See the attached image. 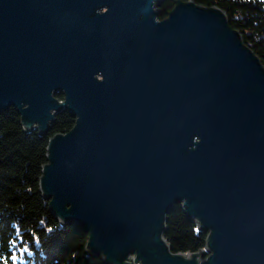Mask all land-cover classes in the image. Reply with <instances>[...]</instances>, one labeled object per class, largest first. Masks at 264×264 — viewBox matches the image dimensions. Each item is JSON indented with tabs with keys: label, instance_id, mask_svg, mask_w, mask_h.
<instances>
[{
	"label": "water",
	"instance_id": "water-1",
	"mask_svg": "<svg viewBox=\"0 0 264 264\" xmlns=\"http://www.w3.org/2000/svg\"><path fill=\"white\" fill-rule=\"evenodd\" d=\"M0 0V114L48 139L35 180L102 264H264V66L217 7ZM62 96L59 100L57 97ZM179 205L204 247L173 253Z\"/></svg>",
	"mask_w": 264,
	"mask_h": 264
},
{
	"label": "trees",
	"instance_id": "trees-1",
	"mask_svg": "<svg viewBox=\"0 0 264 264\" xmlns=\"http://www.w3.org/2000/svg\"><path fill=\"white\" fill-rule=\"evenodd\" d=\"M182 1L223 10L264 66V0ZM173 7L174 0H164L158 20ZM19 118L13 108L0 114V264H102L100 258L80 255L87 233L73 226L59 228L45 211L48 202L38 201L35 193L48 139L67 133L75 119L62 113L46 136H38L36 131L22 134ZM164 237L173 253L187 254L202 249L206 235L176 205L167 216Z\"/></svg>",
	"mask_w": 264,
	"mask_h": 264
}]
</instances>
